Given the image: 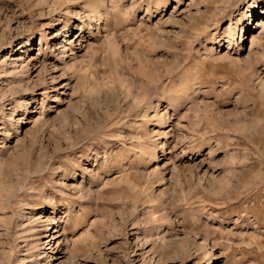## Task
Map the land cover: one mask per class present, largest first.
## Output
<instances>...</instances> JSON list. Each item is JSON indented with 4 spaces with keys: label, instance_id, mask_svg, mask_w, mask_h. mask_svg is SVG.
<instances>
[{
    "label": "rangeland",
    "instance_id": "obj_1",
    "mask_svg": "<svg viewBox=\"0 0 264 264\" xmlns=\"http://www.w3.org/2000/svg\"><path fill=\"white\" fill-rule=\"evenodd\" d=\"M263 14L0 0V264H264Z\"/></svg>",
    "mask_w": 264,
    "mask_h": 264
},
{
    "label": "bare ground",
    "instance_id": "obj_2",
    "mask_svg": "<svg viewBox=\"0 0 264 264\" xmlns=\"http://www.w3.org/2000/svg\"><path fill=\"white\" fill-rule=\"evenodd\" d=\"M257 1V0H256ZM97 5V4H96ZM99 6H101V5H99ZM256 7V3H254L250 8H252V9H254ZM94 9L96 8L95 6L93 7ZM97 8H98V6H97ZM96 8V9H97ZM102 8V7H101ZM95 9V10H96ZM98 11V10H97ZM95 12V11H94ZM263 12V11H262ZM97 13V15H99L98 13L99 12H96ZM95 13V14H96ZM263 16H264V14H263ZM95 17H96V15H95ZM99 17V16H98ZM256 28H258V30H259V35H257V36H253L251 39V41H250V43H251V45L253 46V45H255V44H257L258 43V41H261L262 39L264 40V20H261V21H259V23L255 26ZM241 31V30H240ZM241 33V32H240ZM63 36L65 37V36H67V33L66 32H63ZM233 40V38L232 37H230V42ZM29 42H30V40H28ZM64 41V40H63ZM230 42H228V44L230 45ZM28 51V50H27ZM249 51H251V49L249 50ZM21 60V58H17V59H15L14 60V62H13V64H12V66L14 67L15 66V64H16V62H18V61H20ZM28 72V69H25V71H24V73H27ZM163 146V145H162ZM54 223V222H53ZM53 223H50V224H53ZM54 230V228L51 230V231H53ZM52 236H54V235H52ZM52 236H50V238H52L53 240H54V243H55V239H56V237H52ZM58 237H59V235H58ZM51 239V240H52ZM50 243H51V241H50ZM55 246V244L52 246V247H50L49 249H51V248H53ZM44 253H40L39 254V256H38V261H43L44 260Z\"/></svg>",
    "mask_w": 264,
    "mask_h": 264
}]
</instances>
